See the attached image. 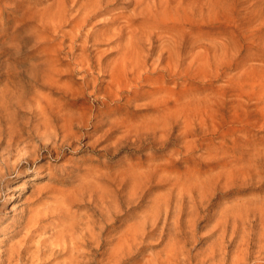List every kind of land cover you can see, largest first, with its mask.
<instances>
[{
    "label": "rangeland",
    "instance_id": "374dc122",
    "mask_svg": "<svg viewBox=\"0 0 264 264\" xmlns=\"http://www.w3.org/2000/svg\"><path fill=\"white\" fill-rule=\"evenodd\" d=\"M0 137V251L50 207L33 264H264V0H0Z\"/></svg>",
    "mask_w": 264,
    "mask_h": 264
},
{
    "label": "bare ground",
    "instance_id": "6f19581e",
    "mask_svg": "<svg viewBox=\"0 0 264 264\" xmlns=\"http://www.w3.org/2000/svg\"><path fill=\"white\" fill-rule=\"evenodd\" d=\"M22 96V95H21ZM23 96H25V94L23 95ZM22 96V97H23ZM21 97V98H22ZM34 100H35V98H33ZM21 100V99H20ZM36 102H37V100H35ZM20 102V101H19ZM28 102V101H27ZM30 102V101H29ZM33 103H34V101H33ZM30 104H31V102H30ZM29 105V104H28ZM27 105V106H28ZM34 106V105H33ZM28 107H30V106H28ZM32 108V107H31ZM40 109V108H39ZM32 110H34V109H32ZM32 110H30V111H32ZM54 110V109H53ZM56 110V109H55ZM39 111V110H38ZM41 111V110H40ZM57 111V110H56ZM33 112V111H32ZM55 111H53V113H54ZM57 114H60V112L58 113L57 112ZM53 115V114H52ZM63 115V114H62ZM72 115V114H71ZM55 116H57V115H55ZM69 117H71V116H69ZM43 118V117H42ZM62 118V117H61ZM48 119V118H47ZM59 119V118H58ZM53 120V119H52ZM64 120H65V118H64ZM64 120H62V121H64ZM40 121H42V120H40ZM59 121H60V119H59ZM44 122V124H45V120L43 121ZM72 122V121H71ZM35 123V122H34ZM42 123V122H41ZM57 123H60V122H57ZM66 123V122H65ZM33 124V123H32ZM51 124V123H50ZM61 124V123H60ZM13 125H14V123H13ZM12 125V126H13ZM35 125V124H34ZM48 125V124H47ZM65 125V124H64ZM40 126V125H39ZM57 126H58V124H57ZM63 126V125H62ZM70 126V125H69ZM10 127V126H9ZM45 127H46V125H45ZM49 127V126H48ZM61 126H59V128H60ZM34 128V127H33ZM32 128V129H33ZM39 128V127H38ZM57 128V127H56ZM65 129L67 128L66 126L64 127ZM15 129V128H14ZM31 129V128H30ZM51 129V128H50ZM2 130V129H1ZM20 130V129H19ZM18 130V133L19 132H21V131H19ZM22 130V129H21ZM38 130V129H37ZM54 130V129H53ZM68 130H70V129H68ZM11 130H8V132H10ZM16 131V130H15ZM45 131H46V129H45ZM29 132H31V131H29ZM38 132V131H37ZM64 132V131H63ZM2 133V132H1ZM10 133H12V132H10ZM32 133V132H31ZM62 133V132H61ZM6 134V133H5ZM14 134V133H13ZM20 134V133H19ZM28 134H30V133H28ZM3 135V134H2ZM18 135V134H17ZM22 135V134H21ZM9 136V135H8ZM4 137H6V136H4ZM10 137V136H9ZM27 137V136H26ZM1 138V137H0ZM5 139V138H4ZM19 139V138H18ZM17 139V140H18ZM1 140V139H0ZM20 141H21V139H19ZM57 140H58V138H57ZM64 140V139H63ZM3 141V140H2ZM19 141V142H20ZM50 141V140H49ZM5 142H6V140H5ZM8 143V142H7ZM6 143V144H7ZM11 143H12V140H11ZM15 144H16V142H15ZM14 144V145H15ZM25 144V143H24ZM54 144V148L56 147V143H53ZM0 145H1V143H0ZM48 145V144H47ZM17 146V145H16ZM15 146V147H16ZM39 146H40V144H39ZM12 148V147H11ZM49 148V147H48ZM51 149V148H50ZM37 151V150H36ZM7 154L6 155H4L3 156V158H2V167L0 168V179H2L4 176H6V174H8L10 171H14V170H17V177L19 178V177H21V174L23 173V171L20 169V165L21 166H23V163H31V160L30 159H32V160H35V156H34V153H33V150H31L26 144L24 145V147H22V148H20L18 151H14V149H8L7 150ZM38 152V151H37ZM36 152V153H37ZM5 154V153H4ZM34 162V161H33ZM32 162V163H33ZM43 165V164H42ZM41 165V166H42ZM31 167V166H30ZM45 169V168H44ZM47 169V168H46ZM37 170H39V171H41L42 172V168L40 169H37ZM26 171V170H25ZM38 171V172H39ZM8 172V173H7ZM49 172V171H48ZM38 174V173H37ZM25 175V174H24ZM51 175V174H50ZM49 175V176H50ZM41 177V176H40ZM34 178V177H33ZM38 178V177H37ZM11 179V178H10ZM1 182L3 183V180H1ZM12 183L13 182H11V181H9L8 179L7 180H5V185H3V187L5 186V188H3L4 189V191L6 192H8V193H6V198H8V199H10V200H8V201H12L13 199H14V193H11L12 191H13V189H15V188H13L12 187ZM47 186V185H46ZM45 186V187H46ZM49 186H51V185H49ZM53 187V186H52ZM76 187H77V185H76ZM1 188H2V185H1ZM55 188V187H54ZM46 189V188H45ZM44 190V189H43ZM1 191V190H0ZM38 191V190H37ZM57 191V190H56ZM62 190H60V191H58L60 194H62V192H61ZM38 193V192H37ZM66 193V192H65ZM68 193V192H67ZM69 193H71V192H69ZM74 193V192H73ZM55 194H57V193H55ZM77 194V193H76ZM32 195H34V194H32ZM59 195V194H58ZM57 195V196H58ZM63 195V194H62ZM80 195V194H79ZM68 196V195H67ZM75 196V195H74ZM2 197V196H1ZM37 197V196H36ZM71 197V196H70ZM90 197H91V195H90ZM29 199H30V197H28ZM27 198V199H28ZM61 199H63L62 197H60ZM59 198V199H60ZM4 199V198H3ZM43 199H45V198H43ZM50 199V198H49ZM60 199V200H61ZM66 199V198H65ZM77 199V198H76ZM40 200V199H39ZM38 200V201H39ZM46 200V199H45ZM27 201V200H26ZM37 201V202H38ZM41 201V200H40ZM61 202V201H60ZM65 202V201H64ZM72 202V201H71ZM75 202V201H74ZM30 203H31V201H30ZM33 203V202H32ZM46 203H47V201H46ZM48 203H49V201H48ZM55 203V202H54ZM34 206H35V204H33ZM32 205V206H33ZM37 205V204H36ZM38 205H40V204H38ZM37 205V206H38ZM42 205H44V203H42L40 206H42ZM47 205V204H46ZM45 205V206H46ZM55 205V204H54ZM60 205V204H59ZM26 206H27V203H26ZM36 206V207H37ZM67 206V205H66ZM53 207V206H52ZM55 207H57V206H55ZM12 208H13V206H12ZM39 208V207H38ZM49 208L50 207H48L47 208V210H44L43 208H39V209H37V208H30V207H27V208H25V210L23 211V214L25 213V212H29L30 213V216L27 218V219H25V221H24V219L22 220V221H24L23 222V229H25V228H27V231L25 232V231H23V232H25L24 233V235H23V237H22V239H20L21 241L18 243V245L17 246H15L16 244H14V246L12 245V246H10L9 248H6V249H3V250H1L0 251V257H1V260H0V264H27V262L29 261V263L30 262H32L31 264H33V262L35 261L34 259H32V260H29V259H31L32 258V256L31 255H33L34 254V252H33V254H29V252H31L30 251V249H31V247L33 246V244H31L30 242H31V238L33 237V230H35V229H39V224L40 223H42L43 221H46L47 220V218L49 217V215L52 213V212H55V211H50L49 210ZM16 210V209H15ZM52 210V209H51ZM60 214H61V216H63L64 217V215H65V210H64V208L62 207V205H61V207H59V208H57L56 209ZM21 214H22V212H21ZM21 215V217L20 218H25L26 216H24V215ZM70 215H71V213H70ZM16 218V217H15ZM65 218H67V217H65ZM72 218V217H71ZM70 218V219H71ZM74 218H75V216H74ZM8 219V218H7ZM12 219V218H11ZM49 219H50V217H49ZM48 219V220H49ZM69 219V218H68ZM67 220V219H66ZM64 221V220H62V221H64V222H62V223H60L59 224V230L56 232V235H55V239H53L52 238V240H55V242H53V243H51V244H49V242L47 243V239L48 238H46L45 236H42V232H40V233H42V234H37L38 235V237H36V239L37 238H39L38 240H37V244H36V246H37V248H38V250H39V252L41 251V252H43L44 253V250H46L47 248L46 247H50V248H52L51 250V252H52V254L54 255L56 252H57V250H55V248H59V251H58V253H61L60 255H58L57 257H59V256H65V255H67V254H69V258L67 259V260H65L64 261V263L65 264H77V258H78V256H77V258H75V253L77 252V247H78V244H79V242L77 241V234H75V232H74V224H76V223H74V222H70L71 224L69 225V226H66V224H68L67 223V221ZM80 220V219H79ZM17 221V220H16ZM15 221V222H16ZM73 221V220H72ZM76 221V220H75ZM18 223V222H17ZM87 223V222H86ZM85 223V224H86ZM13 224V223H12ZM83 224V223H82ZM93 224V223H92ZM81 225V224H80ZM22 226V225H21ZM83 226V225H82ZM85 226V225H84ZM90 226V225H89ZM15 227V226H14ZM52 227H54V226H52ZM58 227V226H57ZM56 227V228H57ZM55 228V227H54ZM55 228V229H56ZM76 228V227H75ZM79 229H81V227H79ZM86 229V228H85ZM84 229V230H85ZM90 230V231H89ZM88 231H89V233H88V235H90L91 237H92V239L93 238H95V237H93L94 235H92V233L91 232H94L93 230H92V227L89 229ZM36 231V230H35ZM38 231V230H37ZM78 231H80V230H78ZM18 232H21V231H18ZM8 233V232H7ZM23 234V233H22ZM50 234V233H49ZM81 234H84V233H81ZM94 234V233H93ZM14 235V234H13ZM52 237V236H51ZM84 237V236H83ZM90 237V238H91ZM87 238H89L88 236H87ZM90 238H89V240H90ZM34 239H35V237H34ZM50 239V238H49ZM87 240V239H86ZM50 241V240H49ZM93 241V240H92ZM81 242V241H80ZM86 242V241H85ZM125 242V238H124V236L123 237H121L120 239H119V241L117 242V245H118V248H117V250H121L122 248H124L123 246H124V243ZM47 243V244H46ZM86 244V243H85ZM35 245V244H34ZM3 246V245H2ZM36 246H34V247H36ZM7 247V246H6ZM37 248H36V251H37ZM46 248V249H45ZM80 248V247H79ZM49 249V248H48ZM32 250H33V247H32ZM261 250V249H260ZM35 251V250H34ZM38 252V253H39ZM51 252H50V254H51ZM45 253H46V251H45ZM44 253V254H45ZM37 254V253H36ZM35 254V256H37ZM51 254V255H52ZM4 255H5V258H4ZM29 256H31V258H29ZM46 256H49L48 254L46 255ZM3 257V258H2ZM36 259V258H35ZM39 259V258H38ZM37 259V260H38ZM45 260V258H44V255H43V257L42 258H40L39 260L40 261H42V260ZM48 259V258H47ZM50 259V258H49ZM118 260L119 258H117V257H113L112 258V260L113 261H115V260ZM58 260V259H57ZM52 261H55V260H52ZM79 261V260H78ZM44 262V261H43ZM47 262V261H46ZM42 263V262H41ZM45 263V262H44ZM63 263V264H64ZM79 263V262H78ZM36 264H37V262H36ZM46 264V263H45Z\"/></svg>",
    "mask_w": 264,
    "mask_h": 264
}]
</instances>
